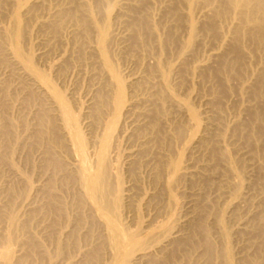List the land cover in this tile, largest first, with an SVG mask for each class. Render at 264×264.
I'll use <instances>...</instances> for the list:
<instances>
[{
  "label": "bare ground",
  "instance_id": "obj_1",
  "mask_svg": "<svg viewBox=\"0 0 264 264\" xmlns=\"http://www.w3.org/2000/svg\"><path fill=\"white\" fill-rule=\"evenodd\" d=\"M87 1L58 0L59 4L52 12L41 20H35L34 29L45 31L47 34V38L44 34L43 39L45 48L37 54L39 59L51 47L50 42L52 40L56 42L64 32L75 37L76 42L96 56L107 83L105 87L103 86V94L95 98L96 111L93 112L99 117L97 116L98 120L95 119L97 122L93 121L94 124L86 121L88 119L81 117V120L79 119V113H76L64 93L66 91L59 89L49 74L37 67L35 55L28 47L31 45L29 37L32 31L27 30L25 20L34 14L36 8L46 6L49 0H0V13H4L8 20L6 27H0V51L5 48L12 64L31 82L32 88L46 102L45 107L37 113L38 124L37 131L35 130L36 141L46 145L43 148L42 144V148L45 149L42 151L45 168L52 171L53 178L63 180L62 183L65 185L73 184L80 211L78 219L86 223L89 218L101 227L104 244L109 249L108 261L102 264H194V257H198L197 253L203 258L204 264H264V0H164L159 9L162 21L165 22L164 26L169 30L167 36L177 38L179 26L187 36L186 42L172 62L161 59L162 46L168 43L162 41L154 14L145 12L143 0H119L118 5L111 8L106 6L105 0H94V4H88ZM97 15H101V21L97 19ZM112 15L115 17L123 15L128 19V34L125 35L131 39V48L134 51L138 52L137 49H142L143 46L148 50L158 49L159 54L154 56L148 54L154 65L152 67L144 64L148 70L146 72H149L145 73V76L138 78L130 76L127 81V77L117 68L111 49L119 36L117 37L111 30ZM197 17L199 22L195 20ZM201 31L207 35L214 33L217 36V46L211 50L205 61L197 62L192 66V70L188 69L191 71L189 73L194 75L207 72L209 77L222 81V90L226 93L235 87L238 90L236 93L241 94L240 97L242 94H248L255 102L246 108L250 116L248 124L244 125L245 122L236 118L233 121L234 133L232 132L233 135L230 134L229 137L231 143H235L233 146L238 155L237 159L225 147L227 139L224 132H227L228 127L231 128L229 123L223 118L222 123L215 120V117L216 119L217 116L221 117V108L219 111L218 108L211 107L202 117L188 100L180 101L176 98L178 97L174 95L176 88H172L174 80L179 79L180 83L187 80L189 67L185 64L192 53L190 43L192 40L201 44L204 42L205 38ZM77 45L76 47H79ZM252 53L257 57V60L255 59L257 67L254 71L249 68ZM183 71L187 73V76L185 75L187 78H183L184 75L181 77ZM244 77L247 79L243 80ZM138 81L147 84L144 89L149 94L148 98H137L131 90L127 92L128 88L132 89L139 84ZM217 99L221 100L220 97ZM167 103L176 109L177 112L173 110L176 112L175 115L177 114L178 118L183 117L185 123L181 120L179 122L175 116L172 118L168 113ZM139 104L144 108L137 110ZM170 116L175 123L171 134L166 130ZM223 123L228 124L227 129ZM13 124L12 121H7L1 130L6 140L16 137ZM188 127H191L190 133L187 132ZM210 131L214 133L211 132L212 136H209ZM186 133H189V139L187 142L184 141L185 149L189 151L198 146L202 148L208 159L206 168L212 173L209 175L224 177L223 184L228 187L231 196L230 203L227 202L228 205L225 203L229 208L225 205L227 211L225 209L222 211L225 207L219 211L218 207L219 212H216L215 206L221 203L222 199V188L218 187L219 192L215 200V203H218L215 206L207 199L190 201L186 207L192 210L191 215L181 219L179 217V224L176 221L175 227L162 221V225H156L157 227L143 232L128 229L124 221L130 198V186L125 185L121 178V168L118 165L120 145L137 137L134 139L137 140V144H134L136 147L128 155L129 163L132 166L146 164L158 193L168 192L181 179L194 175L209 176L202 170L204 168L201 169L202 172L192 169L191 157L186 160L183 154L175 152L174 143L185 140ZM9 145L11 143L7 146H12ZM7 157L8 155L3 160L8 163ZM247 170L259 177L256 183L257 193H252L259 206H255L254 202L243 206L251 197L250 193H247L248 190L247 192L243 190L242 174H248ZM256 177L255 180L258 179ZM52 184H49L51 190L47 187L46 191L50 192L49 202L59 210H56L57 214L63 217L66 214L65 207L61 200L59 202L61 196L58 198L59 194L52 191L54 187ZM47 185L46 183L44 186ZM212 208L216 210L212 212ZM225 212H229L235 220L239 219L238 214L241 213L244 219L235 221L232 230H229L228 226H225L227 222L224 218ZM8 217L10 228L4 236L2 235L4 238L0 243V264H20L21 259L18 255L21 251L16 249L15 231L12 229L14 219L11 215ZM209 220L217 234V241L214 240L215 234L209 226ZM185 225H194L191 226L193 231L190 234L183 233L182 228ZM232 232L243 237L244 244L243 248L241 247L242 252L245 249L243 253L240 250L234 251L231 242ZM200 255L199 259H202Z\"/></svg>",
  "mask_w": 264,
  "mask_h": 264
},
{
  "label": "rangeland",
  "instance_id": "obj_2",
  "mask_svg": "<svg viewBox=\"0 0 264 264\" xmlns=\"http://www.w3.org/2000/svg\"><path fill=\"white\" fill-rule=\"evenodd\" d=\"M118 1L119 0H105V3L108 8H111L114 5H118ZM163 1L164 0H149L147 2L146 0H143V3L145 5V12L148 13L151 12L154 14V21H156L157 28L160 32L162 41L163 42L167 41L168 43V45L163 44L162 46L160 52L161 59L166 62H172L174 58L177 57V54L180 51L181 46L184 45V42H186L187 36L184 33L183 28L180 26L178 27L177 30L178 39L172 36H167L169 30H167V28H165L164 26L165 22L162 21V17L160 16L161 11L159 9L160 4ZM87 2L88 4L89 3L94 4V0H88ZM47 3L48 4L44 7L41 6L36 8L33 11L34 14H32L28 20H25L27 30L30 31L31 29L32 31V32L30 31L31 34L29 37V39L31 38L29 40V43L31 45L30 46L28 45V47H30L29 48L30 50L32 49V53L35 55V62L37 64V67L42 71L48 73L49 76L52 78V80L55 81L59 89H61L62 91H66L64 93L72 103L71 104L72 107L74 106L73 109L76 111L77 114L79 113L78 114L79 119L80 117L81 119L82 118L85 120L88 119L86 121L88 122L90 121L91 123L94 124V122H97L96 120H98L97 118L98 115L95 112H93L96 111L95 102H97V99L95 98H98L101 94H103L104 92L103 89L105 87V84L107 83L106 76H104V74L102 73L103 71L98 64V61H96L97 60L96 56L92 52H90L89 49H87L85 46H81L79 42H76L75 41L76 39H74L75 37H71V35L70 36L68 35L69 34L68 32H64L62 33L63 35L61 34L62 40H61V36L58 40H56V42L55 40H52L50 42L51 47L47 49L46 54L41 59L37 57L38 56L37 54H39L45 48L43 39H45V35L47 38V34L45 31L34 29V22L35 20H41L44 17H46L47 16L46 14L52 12L56 8L57 4H59L58 0H53V1L49 0V2ZM5 16L6 15L4 13L3 14L0 13V21H1L0 27H6V25L8 24L7 17ZM33 17H35L36 19ZM97 19L101 21L102 19L101 15H97ZM195 20L198 21V17L195 18ZM110 27L111 30L114 32V34H117L116 35L117 37L119 36L118 37L119 41L117 40L118 42L116 41V44L111 49V55L117 68H119L122 74L127 77L126 78L127 81L130 79L129 78L130 76L131 78L133 77L138 78L145 76V73H147L146 72L147 68L145 67L147 65L148 66L151 65L153 67L154 65V61H152L150 57H148V54L152 56H154V54H159L158 49L148 50L147 47L143 46L142 49L140 48L137 49L138 52L134 51L131 48L132 47L131 39L129 40V37L125 35L128 30L127 27L129 28V25H128V19L123 15H120V17L119 16L115 17L112 15L110 18ZM202 34L204 35V38L207 40L206 41L204 39L203 42L204 44L196 43L193 40L190 43L191 44L190 47L192 48V53L188 57L185 64V66L188 65L187 67H189V68L186 67L187 73L191 72L188 71V69L191 68L190 70H192L193 69L192 66H194L197 62L205 61L208 58V54H210L211 50L216 48L217 46V41H216L217 36L214 33H208L207 35V33H203L201 31V35ZM121 38L123 39V41ZM76 45L79 47H76ZM248 48L250 50L252 49L251 46H249ZM82 49L85 51H83ZM0 52H1L0 54L1 55L0 56L1 59L0 60V97H1L0 98V236H1L0 243L3 241L4 238L3 236L5 235V233H7L8 229L10 228V225L8 224L7 220L9 218L8 216L11 215L14 219V226L12 229H14L15 231L16 249L21 251L19 252L18 255L19 258L21 259L20 264L105 263L106 261H108L107 259H108L109 249L108 246L104 244L105 243L103 236L104 233L101 227L96 221L93 222L89 218L86 220V223L85 221L81 222L78 219L80 211L77 206V200L75 196L76 193L74 186H72L73 184L69 183L65 185L64 183H62L63 180H61L60 178L59 179L53 178L54 176H51L52 171L49 170L48 168H45L46 165L44 163L42 151L45 150L43 148L46 147V145L42 143L44 145L43 146L41 143L36 141L37 140L36 125L38 124L37 113L39 112L40 109H42V107L43 108L45 107L46 102L43 99V97L40 94H38L34 88H32L33 86L31 85V82L27 78H25L22 74H20L21 71L19 72V69L12 64L11 58L6 53L5 48ZM255 59L257 60V57L252 53V59L249 65V68H251L252 71H254L257 67V61ZM181 73H182L181 77L187 74L184 71ZM177 76L180 77V74H178ZM184 76L183 78H187L186 77L187 75L185 77ZM183 78H181V80ZM188 78L187 80L186 79L182 80V82H184L183 85L182 82L181 83L178 82L179 79L174 80L172 84V86H174L172 88L174 89L176 88L175 89L176 91L173 89V92L174 91L176 92V93L174 92V95L178 96L176 98H178L179 100L180 99L185 101L188 100L191 106L196 111H198V113H200L202 117L206 115V112L211 107L218 108L219 111L221 108L222 110V113L220 112L221 117L217 116V119L215 117V120L217 122L218 121L220 122L221 119L223 118L225 122L229 123V126L231 128L227 126L228 125L227 123H223L226 129L228 127L227 130L225 129L227 132H224L227 139V140L225 139L227 141L225 143V147L229 150L230 153H232V156L235 159H237L238 155L235 153V148H234L235 143L234 142L231 143L232 140L230 139L231 135H233L231 133L232 132L234 133L233 121L238 119L243 123L245 122L244 125L246 123L248 124L250 120V116H249V112L246 111V108L247 106L253 105L255 102L248 94H242L243 96L240 97L241 94L236 93L238 92V90L235 87H233L232 88L233 90H231L229 93L228 92L226 93L225 90H222L223 89L222 81L213 79V77L211 78V76L209 77L207 72H205L204 74L196 73L194 75H192V73H189ZM245 79H247V77L243 78V80ZM137 83H136L137 85L134 86L132 89L128 88L127 92L131 90L132 94L136 95L137 98H141V97L144 99L148 98L149 94L144 89L147 84L144 81L142 82L138 81ZM177 83L179 85H177ZM237 94L239 97H237ZM217 97H220L221 100H218L219 99L218 98L217 101L216 100ZM213 101L215 102L213 103ZM218 102L221 103L218 104ZM212 103L213 105H217V104L218 105L213 106ZM137 106H138L137 110L144 108L142 104H139ZM166 107L168 109V113L171 114L173 119L175 116L177 120L179 119L178 120L179 122L181 120L184 121L185 123V119L181 117L180 114L179 117L181 118H178V116H176L177 114L175 115L177 111L174 107H172L169 103L166 104ZM92 108L95 110H93ZM173 110H175L176 112L174 113ZM171 116L169 117V119L171 118ZM172 118L169 120L168 124L166 125L168 126L167 127L168 129L166 128V130L169 134L173 132V127L175 126V123ZM7 121H12L14 123L13 124L15 126L14 135H16L17 138L14 136L10 138L12 140H10L9 138H7L6 140L5 139L6 137H3L4 135L2 134L1 130H3V127L6 125ZM224 121L222 120L221 123ZM189 129H191V127H188L187 130V132L190 133L191 130ZM211 132L213 133V131H210L209 136H212ZM228 132L230 133L228 134ZM189 133H186L185 140L179 141V143L182 142L181 144H179L178 142L174 143L175 152H180L181 154H183L186 160H188L191 157L190 158L191 162H193L191 164L192 169L198 172L199 170L201 172L202 170H205V173H208L207 175H209L211 171L208 170V168H206V165L208 164L207 155L201 150L202 148H200L197 145L198 146L197 148L195 147L193 150L189 149L188 151L184 147V145L186 144L184 141L186 142L188 141ZM136 138H133L129 142H123L120 145L121 147L119 149V157H118V161H119L118 165L119 168H121L120 169V173L122 175L121 178L123 179L125 185L130 186V198H129L128 208L125 214V221L127 223L124 221V223L127 224L125 226L128 229H131L132 231L133 230L135 231L137 229L143 232L146 230H151L154 227H157L156 225L160 226L163 224V222L168 223V225L172 227H175L177 225L176 221H178L179 224V217L181 219L183 217H188V215L189 216L191 215L192 210L187 208L188 207L187 203H189L190 201L195 199H201V200L207 199L208 201L209 200L211 201L213 206H215L218 203V202L215 203V200L219 192L218 187L222 188L221 191L222 199H221V203H218L219 205L217 204V206H215L217 207L216 208L217 210L216 209L215 210L216 212H219L221 211L222 207H225L222 208V211L223 209L227 211L226 206L228 205V203H230L229 201L231 199V196L228 187H226L223 184L224 177L222 178V176L212 175L216 177L214 178L211 175L206 177L205 176L202 177V175H200L201 177L199 175H194L189 178L181 179L175 186H173V188L170 191L168 192L162 191L158 193L155 184H153L154 183L153 177L149 167L143 163L136 164L133 166L131 165V163H129L128 155L130 151L136 147L135 145L137 144L136 143L137 140H134ZM228 139L230 140L228 141ZM8 140H10L11 142ZM9 142L12 145V146L9 145L13 148L12 150L10 149L11 147L7 146L8 144H10ZM7 155H8L7 160L9 159L8 163L10 162L9 164L3 160L4 158L6 159ZM46 170L49 173L46 174L47 172ZM246 173L248 174H242L243 177L242 179L244 183L243 190L245 192H247L248 190L247 193H250L251 197L248 198L247 203H245L243 206L245 205L247 206L253 202L255 203V206H259L258 201L255 200L254 194H252V193H257L256 183H258L257 181L259 180V177L256 174L258 179L255 180L256 176L253 175L252 172L247 170ZM50 177L51 179L53 178L52 179L53 181L51 179H48ZM210 177L212 178L210 179ZM253 180H255L256 182ZM248 181L251 184L252 183L253 184L250 185ZM46 183L48 185L44 186ZM52 183L54 184L55 187V188L53 187L52 191L53 192L55 191L56 193L59 194L58 198H60L61 196L59 202L61 200V203L64 204L63 206L65 207L64 212L66 214H64L63 217L60 216V214L59 215L57 214L56 210L57 211L59 210L54 205L52 206V204L49 202L50 192H46V191H48L49 184ZM247 183L249 184L247 185ZM52 185L50 186L52 187ZM49 190L51 189L49 188ZM11 193H13L14 195H11ZM53 207L56 209H54ZM218 207H219V211H218ZM227 208H229V206H227ZM213 210L214 209L212 208L211 211L213 212ZM225 213L227 215V216L224 215L225 216L224 218H226L225 222L227 221L225 223V226H228L227 228H229V230H232V227L234 226L233 223H235V221H238L239 219L240 221H243L244 219L243 218L244 215L241 213L238 214L239 219L237 220H235L230 215L229 212H225ZM65 217L67 218L65 219ZM208 222H209V226L212 228L213 227L212 222H210V220ZM191 226L189 225L183 226L182 228L183 233L190 234L193 231L191 229L192 228ZM212 231L215 234L214 232L215 230H213V228ZM214 234H213V239H214ZM216 237L217 234H215V239H214L215 241H217ZM231 239H232L231 242L234 251L238 252L240 250V252H242L241 247L244 244L243 237L240 234L238 233L236 234L234 232L231 235ZM244 250L245 249H243V252ZM197 255L198 257L197 256L194 257L195 258L194 264H199V263L204 264L201 255L199 253H197ZM199 255L200 258L202 259H199Z\"/></svg>",
  "mask_w": 264,
  "mask_h": 264
}]
</instances>
